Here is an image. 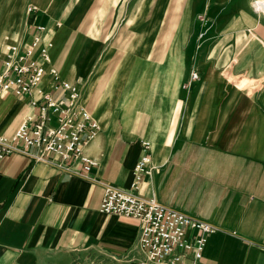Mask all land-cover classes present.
I'll return each mask as SVG.
<instances>
[{
  "label": "crops",
  "instance_id": "crops-1",
  "mask_svg": "<svg viewBox=\"0 0 264 264\" xmlns=\"http://www.w3.org/2000/svg\"><path fill=\"white\" fill-rule=\"evenodd\" d=\"M252 1L80 0L98 32L76 36L71 18L55 27L66 0H36L47 67L80 87L97 128L88 169L34 146L0 158V264H139L138 222L98 206L105 184L131 188L143 141L155 170L135 192L217 227L198 264H264V10ZM37 110L1 95L0 135Z\"/></svg>",
  "mask_w": 264,
  "mask_h": 264
},
{
  "label": "built area",
  "instance_id": "built-area-1",
  "mask_svg": "<svg viewBox=\"0 0 264 264\" xmlns=\"http://www.w3.org/2000/svg\"><path fill=\"white\" fill-rule=\"evenodd\" d=\"M44 32L43 25L35 24L24 45L10 44L0 52V96H28L30 103L38 106L36 114L28 116L11 137L0 135V158L14 151L28 153L27 149L34 146L37 151L33 156L37 159H46L45 154L72 156L85 162L84 168L88 169L90 161L83 147L93 137L97 125L82 103L80 87L61 79L55 68L47 67L52 42L44 38ZM47 69L51 90L41 86ZM195 76L193 73L192 77ZM148 149L149 144L143 141L131 188L105 184L98 209L138 222L139 264H198L208 235L217 227L164 205L153 196L135 192L142 178L155 170Z\"/></svg>",
  "mask_w": 264,
  "mask_h": 264
},
{
  "label": "rangeland",
  "instance_id": "rangeland-1",
  "mask_svg": "<svg viewBox=\"0 0 264 264\" xmlns=\"http://www.w3.org/2000/svg\"><path fill=\"white\" fill-rule=\"evenodd\" d=\"M256 1L258 0L252 1L254 7H256L254 5ZM260 1H262L263 3L262 6H263L264 0H260ZM79 2L80 0H66V10H65L66 15H63L60 17V19L58 18L56 20L55 27L58 26L61 27L66 18L68 19L71 18L70 20H71L72 28L70 30V35H76V36L80 35L82 33V28L85 30V32L86 30H88L90 33L96 34L98 32L97 27L94 24L92 25L93 21L95 23L97 22V20H99L96 18L98 17L96 12L95 11L92 12V14L94 13V18L91 17L92 15L91 11L88 12L89 14H87V11H85V13L82 14L80 9L76 10L79 7ZM28 6H34V9L28 10L27 9ZM262 6L260 8L258 7L256 8L263 11L264 7L262 8ZM39 7L40 5L36 4V0H0V8L2 9V12H0V46L5 47L6 45H10V44L24 45L28 41L29 27L32 24H38L39 15H37L36 10ZM88 17H90L91 19H90V25L88 26L87 29L86 20L88 19ZM41 25L44 26V30H45L44 35H45L46 31H48L47 26L44 24ZM23 29H26V32L24 33L23 37H21ZM45 39L50 40V38H45ZM73 44L75 43L69 42L67 46L71 47V45ZM76 44L80 46V42H77ZM76 44L73 45L72 47L77 46ZM231 79H232V84H234L235 87L238 86L235 83L236 80L235 75H233Z\"/></svg>",
  "mask_w": 264,
  "mask_h": 264
},
{
  "label": "bare ground",
  "instance_id": "bare-ground-1",
  "mask_svg": "<svg viewBox=\"0 0 264 264\" xmlns=\"http://www.w3.org/2000/svg\"><path fill=\"white\" fill-rule=\"evenodd\" d=\"M262 1H260V0H258V1H256L255 3H254V5L256 6V7H258V8H260L261 6H262ZM264 7V5L262 6V8Z\"/></svg>",
  "mask_w": 264,
  "mask_h": 264
}]
</instances>
